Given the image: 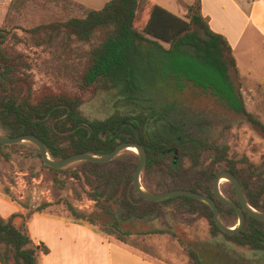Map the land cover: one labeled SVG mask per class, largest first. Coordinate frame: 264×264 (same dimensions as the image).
Listing matches in <instances>:
<instances>
[{
    "label": "trees",
    "instance_id": "obj_1",
    "mask_svg": "<svg viewBox=\"0 0 264 264\" xmlns=\"http://www.w3.org/2000/svg\"><path fill=\"white\" fill-rule=\"evenodd\" d=\"M28 1L10 0L7 16L20 12ZM38 1L67 10L78 8L81 12L27 29L35 36L34 44L50 45L57 40L67 46L72 42L81 43L86 48L83 60L76 63L82 70L80 85L116 91L130 106V112L116 110L105 118L91 119L81 112L79 96L51 90L35 95L26 71L27 61L3 49L10 31L1 26V133L11 137L36 135L49 156L56 160L74 153L104 155L120 142H137L147 152L143 172L152 170L170 180L159 192L188 189L215 197L212 182L219 171L228 170L238 178L248 204L264 211V163L257 165L245 156L231 155L227 144L190 136L181 123L184 114L189 113L173 94L191 87L210 96L223 108L228 122L245 121L264 133V124L246 109L232 48L222 34L210 28L208 19L200 12L198 0L187 5L184 17L155 4L143 9L140 0H109L99 9L73 0ZM12 145L0 143V148ZM34 149L43 166L54 171L62 169L46 165L35 145ZM0 156L8 158L6 153ZM137 163V154L131 150H124L107 162L80 161V172L90 187L91 198L110 221L99 220L100 216L95 213L87 214L66 203L73 218L121 241L132 234L174 236L169 229L162 228L133 233L122 223L158 218L160 205L180 199L188 213L197 212L207 218L212 232L222 233L235 245L248 250L264 251V221L247 215L239 232L226 234L217 227L212 210L202 201L188 196L161 201L143 199L133 187ZM73 177L79 179L80 175L76 173ZM2 192L28 211L12 213L7 218L0 215L1 264H40L41 254L47 253L48 248L42 242H33L27 222L35 212H42L45 205L32 209L27 201L11 195L7 189ZM223 194L237 201L231 184L223 189ZM215 201L222 222L230 226L228 217L236 213L218 199ZM188 254L194 261L195 253L189 250ZM238 256L243 258L239 261H246L243 254Z\"/></svg>",
    "mask_w": 264,
    "mask_h": 264
},
{
    "label": "rangeland",
    "instance_id": "obj_2",
    "mask_svg": "<svg viewBox=\"0 0 264 264\" xmlns=\"http://www.w3.org/2000/svg\"><path fill=\"white\" fill-rule=\"evenodd\" d=\"M73 1L99 9L109 0ZM9 2L10 0H0V27L10 31L3 49L8 54L21 55L22 60L27 61L29 68L26 71L30 75L35 95L42 90H51L66 91L79 96L82 101L81 112L91 119L105 118L116 110L121 113L130 112V106L116 91L104 90L97 85L89 88L80 85L82 70L76 63L83 60L85 46L79 42H72L67 46L59 40L50 45L36 46L35 36L27 31L39 24L78 15L81 12L78 8L67 10L46 1L29 0L20 12H13L7 16ZM184 16L185 13H182L181 17ZM240 89L246 109L264 124V75L242 77ZM167 96L170 97L169 93ZM173 96L189 113L184 114L186 118H182L181 123L190 136L227 144L231 155L245 156L257 165L264 163V133L258 128L245 121L228 122L226 119L228 114L224 109L216 105L210 96L202 94L199 89L186 87L183 92H175ZM5 153L8 158L0 156L1 192L7 189L11 195L27 201L32 209L45 205L41 213L69 214L66 203L84 208L86 211L92 210L91 212L96 215L100 213L91 198L90 187L80 172L82 166L79 162L62 167L59 171L51 170L42 165L36 156L34 145L29 142L1 147L0 154ZM207 163L208 160L205 165ZM76 173H79V179L73 177ZM140 180L142 186L145 184L157 192L165 189L164 184L170 181L163 174L152 170L146 172L142 170ZM229 187L230 183L222 179L221 192ZM159 207L161 213L158 218L143 220L140 223L127 221L123 222L122 226L142 227L147 230L169 229L174 236L170 233L135 234L134 238L128 237V240L149 252L157 246L162 247L160 249L165 246L178 248L183 242L195 253L193 264H264V260H258L264 257V251L248 250L246 247L235 245L224 234L212 232L207 218L197 212L188 213L180 199L171 200ZM27 211L24 209L23 213ZM228 221L230 226L235 225L237 216L228 217ZM168 239L171 242H168ZM241 254L246 261H239L243 259L238 256ZM250 257L252 259L247 260Z\"/></svg>",
    "mask_w": 264,
    "mask_h": 264
},
{
    "label": "crops",
    "instance_id": "obj_3",
    "mask_svg": "<svg viewBox=\"0 0 264 264\" xmlns=\"http://www.w3.org/2000/svg\"><path fill=\"white\" fill-rule=\"evenodd\" d=\"M195 1L140 0L143 9L155 4L178 16ZM198 1L200 12L208 19L210 28L222 34L231 46L240 77L264 75V0ZM79 209L86 211L81 207ZM19 212H24L23 207L0 190V215L7 218ZM99 214L102 216L99 220L110 221L104 212ZM140 222L143 221L134 223ZM125 228L133 233L147 230L142 227ZM27 229L35 244L42 242L48 248L47 253L41 254L40 264H193L188 254L190 246L183 242L182 246H178L179 250L175 246L163 249L157 246L149 252L132 240L121 241L114 235L74 219L70 212H35L27 222ZM168 242L171 241L168 239Z\"/></svg>",
    "mask_w": 264,
    "mask_h": 264
},
{
    "label": "water",
    "instance_id": "obj_4",
    "mask_svg": "<svg viewBox=\"0 0 264 264\" xmlns=\"http://www.w3.org/2000/svg\"><path fill=\"white\" fill-rule=\"evenodd\" d=\"M19 142H29L35 145L41 153L43 162L46 165L53 168H62L71 163L80 162V161L107 162L113 159L120 152L124 150L133 151L132 148H134L135 151L133 152L137 154L138 163L133 173V187L137 192V194L141 196L143 199L149 201H161L163 199H167L173 196H188L197 199L199 201H202L205 204H207L212 210L213 219L217 227L223 233L226 234H234L239 232L244 227L247 215L259 221H264V211H258L248 204L243 194V190L238 178L228 170L219 171L212 182V191L215 197H209L207 195L194 192L188 189H170L163 192H151L146 190L141 184L140 175L147 159V152L144 146L137 142H132V141L120 142L114 147V149L111 152L104 155L74 153L63 159L56 160V159H52L49 156V154L46 151L44 143L36 135L22 134L15 137H11L0 132V143L16 144ZM222 179H225L233 186L237 199L236 202L229 200L221 192L220 182ZM215 198L234 210L237 216V223L235 225L227 226L222 222L218 207L216 205Z\"/></svg>",
    "mask_w": 264,
    "mask_h": 264
},
{
    "label": "bare ground",
    "instance_id": "obj_5",
    "mask_svg": "<svg viewBox=\"0 0 264 264\" xmlns=\"http://www.w3.org/2000/svg\"><path fill=\"white\" fill-rule=\"evenodd\" d=\"M132 150H133V151H135V149H134V148H132Z\"/></svg>",
    "mask_w": 264,
    "mask_h": 264
}]
</instances>
